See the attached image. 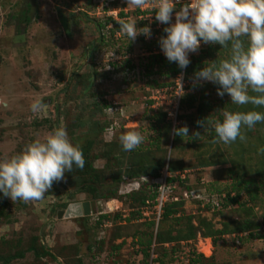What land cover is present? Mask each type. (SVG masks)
I'll return each instance as SVG.
<instances>
[{
  "label": "rangeland",
  "instance_id": "374dc122",
  "mask_svg": "<svg viewBox=\"0 0 264 264\" xmlns=\"http://www.w3.org/2000/svg\"><path fill=\"white\" fill-rule=\"evenodd\" d=\"M99 1L0 0V158L43 139L61 121L67 132L74 131L73 138L69 136L74 145L92 139L99 130L94 128L97 125L106 127L100 136L106 143L119 140L122 132L136 130L144 138L139 147L149 149L150 160L165 158L182 165L181 172L171 174L174 178L169 185L174 196L168 199L176 197L182 204L174 207L175 214L157 221L155 206L149 202L143 219L138 216V205L125 199L137 187L134 181L124 180L119 190L115 184L98 187L102 198L92 201L78 192L79 184L66 185V173L41 201L13 202L0 197V256L24 253L23 259L8 264H191L190 259H198V264H264V238L248 239V232H225L249 219L259 225L257 233L264 237V196L252 205L241 194L238 202L250 210L247 213L230 202L220 205L233 184L222 172L232 165L230 162H241L254 177L253 171L264 161V153L259 152L264 147V124L253 130L242 128L246 142L214 141L211 134L215 132H204L196 122L210 116L212 122L222 120V109L237 112L231 108L230 96L220 97L218 85L194 82V76L184 79L178 96L176 77L166 66L171 62L164 53L160 57L153 54L152 48L161 50L160 38L141 34L131 41L121 33L111 40L112 24L101 30L97 27L116 15L115 21L130 19L140 28L136 20L139 8L128 7L126 0H105L102 5ZM205 46L203 43L202 48ZM208 53L225 58L230 49L210 44ZM126 56L133 71L114 73L113 64L120 65ZM92 70L109 75L88 81ZM86 82L91 86L83 91ZM35 101L46 104L47 110L34 114L31 105ZM200 105L203 110L199 114ZM109 107L113 111H108ZM162 114L165 122L158 132L157 118ZM185 125L189 136L173 143L172 129ZM109 128L112 131L106 133ZM195 131L201 135L193 137ZM208 162L215 165L204 167ZM94 165L104 178L119 175L118 167L110 161L97 160ZM146 181L137 180L139 188L151 183ZM261 183L264 185V179ZM215 186L223 193L217 194ZM186 188L192 190L188 198L183 196ZM115 191L116 199L106 200ZM76 202H88L89 214L72 219L56 217L58 211ZM151 221L154 226L150 227ZM157 228L162 234L160 244L152 237ZM207 230L210 233L206 234ZM42 244L54 258H36L29 250L40 252ZM142 250L148 258L140 255ZM163 254L166 256L160 258Z\"/></svg>",
  "mask_w": 264,
  "mask_h": 264
},
{
  "label": "clouds",
  "instance_id": "9594fccd",
  "mask_svg": "<svg viewBox=\"0 0 264 264\" xmlns=\"http://www.w3.org/2000/svg\"><path fill=\"white\" fill-rule=\"evenodd\" d=\"M128 7L144 8L150 0H126ZM156 9L155 20L168 25L163 29L159 45L169 62H175L180 69L191 63L190 53H197L201 41L208 45L228 48L230 57L205 61V66L194 73V82L208 81L219 87L220 97L225 94L231 104L264 107V0H151ZM177 4H181L177 10ZM175 22L173 23V13ZM117 34H125L131 41L138 35L150 38L149 26L137 28L132 20L117 21ZM183 78L181 73L180 79ZM47 110V105L35 101L31 111L36 114ZM108 111H113L108 108ZM122 111V109H120ZM222 111V120L211 121V116L196 123L204 132L213 130L215 141L231 144L239 139L246 142L242 128L253 130L257 123H264V113ZM106 133L112 130L106 129ZM174 136H189V128L174 127ZM199 137V131L193 132ZM143 135L136 130L122 132L119 141L124 151H132L143 142ZM264 153V147L259 149ZM81 147L74 145L65 125L61 123L48 132L43 139L37 138L24 146L22 151L0 158V193L13 202L21 200L38 202L53 188L54 182L65 179V174L85 166ZM145 180V179H142ZM139 190V184L134 181ZM132 192V191H130ZM129 192V193H130ZM188 195V191H184ZM128 194V193H127ZM194 196V195H192ZM200 197V196H199ZM163 210V209H162ZM58 260L62 258L58 257Z\"/></svg>",
  "mask_w": 264,
  "mask_h": 264
},
{
  "label": "trees",
  "instance_id": "16d2710c",
  "mask_svg": "<svg viewBox=\"0 0 264 264\" xmlns=\"http://www.w3.org/2000/svg\"><path fill=\"white\" fill-rule=\"evenodd\" d=\"M137 13H139V12H137ZM119 15L122 18H124V16H125V15H123V13H120ZM107 24H112V29L110 30V35H111L110 38L112 40V37L117 35V31L119 30L120 26H119L117 21H115L111 17H108L103 25L101 23H99L97 25V27L99 30H101ZM165 27H167V26L165 25ZM164 35H166V33H164V31L160 32V37L164 36ZM209 47H210V44H209L208 48L206 45L204 48H202L200 51H198L195 55H193L191 57V60H190L191 63L189 64V66L186 69H184V79L185 80L194 76V73L196 71L201 70L205 66L204 62L206 60H208L209 56H210V61H215L217 59H228V57L230 56V54H229L227 57L222 58L217 53H208ZM127 49L130 50V48H127ZM229 49H230V47L226 48V51H229ZM117 52H119V51H117ZM157 56L160 57V55H157ZM167 64L168 65H166V66L169 67L168 69H169V72L172 75V77L176 76L177 74H179L182 71V69H180L178 67V64L175 62H171V63H167ZM130 70L133 71V65H132V63H130V60L128 58L123 59V63H120V65L118 63H117V65L113 64L112 71L114 73H119L122 71H130ZM90 73L91 74H89V76L86 75L88 78V81H89V78H91V77L97 78V77L101 76V77L107 78L109 75L108 72L102 73L100 75L94 70H92V72H90ZM86 84H87V87L84 84V87L82 89L83 91L88 90L89 87L91 86V82H86ZM95 104L98 105V107L100 106L99 102H96ZM236 106L237 105H233V106H231V108L235 111H240V112H247L250 110H255V111H259V112L264 113V107H254L251 104L243 105L240 107H236ZM100 109L102 111V108H100ZM202 110H203V105H200L197 108V112L200 114V112ZM164 122H165V115L162 114L159 118H157V125H158L157 131L158 132H159V127ZM94 124L97 125L99 123L94 122ZM263 124L264 123H257L256 125L262 126ZM76 126H75V128H76ZM94 128H99L97 134L93 135L92 139H88L84 144L79 145L83 151V154H84V158L86 161L85 166L83 169H79L74 165L73 170L67 174L68 180H67L66 185L73 187L76 184H79L78 192L80 194H85L86 196H89L91 198L90 200L94 201V200H97L99 198H102V196L99 195L98 187L100 188L103 185L108 187L110 184L111 185L115 184L117 187L116 190H119L120 185L123 183L124 180H127V179L132 180V181H135V180L137 181L140 179H145L147 181L151 180V183L148 186L142 185L139 188V190L132 191V192L126 194L125 199H129V202L132 201L138 205V208H139L138 216H141V208L146 206L147 203L149 204V202H152V204H153L155 199H156V196H157L156 188H157V186L155 184V181L157 182L160 179L161 171H163L165 169L171 175L172 173H175V172H181L182 171V165L180 163L173 164L170 161L166 162L165 158H163L161 161H157V162L152 161L149 158L150 157L148 154L149 149L147 150V148L144 149L143 147H141L143 149L138 147L132 151L126 152L122 149L120 141L117 140L116 138H114L112 140V142H110V143H106V142H103L101 140L100 136H101L104 128H106V127H104V126L99 127L97 125ZM73 132L74 131L68 130V134H69V136H71V138H73V136H74ZM211 136H212V139H214V141H215L216 134L212 133ZM180 140H181L180 136H174L173 135V140H172L173 143L174 142L178 143ZM100 147H102L101 152H103V153H102V155L99 156L98 149ZM156 148H159L158 144H156ZM97 160H102L105 163H108L110 161L113 164H115L119 169V171H118L119 175H116L115 177L113 176V177L108 178V179L104 178L105 174L103 175L102 171H100L101 169H97L94 165L95 161H97ZM225 162H226L225 159H223L222 163L225 164ZM230 163H232V165L229 168L224 169L222 172H223V174H226V176H230V178L233 181V184L231 185V188L228 190V192H226V196L222 199L223 202L221 203V201H220V205L222 207V205H226L227 203L230 202V204L237 205L239 209H243V211H245L247 213V211H250V210L249 209L244 210L245 205L240 204L238 202V198L241 196V194H245L248 197L249 202L252 205L254 203L256 204L258 201H261V197L264 196V185L261 183L262 180L264 179V161L261 160L258 167L255 168V170L253 171L254 177L248 175L249 171H247L244 164H242L241 162L234 163L233 161H231ZM213 165H215V163L208 162V163H205L204 167H211ZM173 178L174 177L167 179V183L168 184L172 183ZM107 180L109 181V183H106ZM176 180H178V177L176 178ZM215 187H216L215 191H217L216 192L217 194L223 193V191H224L223 189L217 188V186H215ZM184 190L188 191V192L192 191L189 188H186ZM115 193H116V191L112 195H108V197H106V200L116 199L117 195H115ZM231 194H233V196H230ZM171 196H174V194L169 195V198H171ZM219 196H221V195H219ZM0 197L1 198L4 197L3 193L0 195ZM172 199L170 202L168 201L166 204H164L163 210H162L163 212L161 215L162 219H167L169 216L175 214L176 211H175L174 207H177L180 204H182L181 199H180V201H172ZM62 207H66V204H63ZM210 208L215 209L216 207H213L212 205H210ZM103 218H106V216L101 217V219H103ZM149 225H150V227L154 226V221H151V223H149ZM235 228L236 229H234V231H232L230 233H228V229L225 230L226 235L234 233V232L236 234H242V233L248 232V236H247L248 239H263L264 238L260 233H257V230L259 229V225L257 223H255L254 221H250L249 219L240 222ZM208 233H210L209 230H207L206 234H208ZM152 237L155 238L156 242L161 240L162 234L158 231V228H157L155 236L152 235ZM160 243H161V241L158 242V244H160ZM149 244H150V241L147 243V245H149ZM29 250L31 252H34V256L36 258H42V257H46V256L54 258V255H52V253H50V251L43 244L41 245V251L40 252H38L37 250L34 251L33 248H31ZM145 250H142L140 255L143 258H148L147 251H145ZM23 256H24V253L21 251L19 253L14 254V255H7V256L4 255V257L0 256V261H2L3 264H8L11 260L23 259L24 258ZM165 256L166 255L163 254L160 256V258L165 257ZM198 257H199V255H198ZM200 257H201V255H200ZM157 260L160 261L161 259H157ZM190 263L191 264H198L199 260L198 259H190Z\"/></svg>",
  "mask_w": 264,
  "mask_h": 264
},
{
  "label": "built area",
  "instance_id": "2783aa9c",
  "mask_svg": "<svg viewBox=\"0 0 264 264\" xmlns=\"http://www.w3.org/2000/svg\"><path fill=\"white\" fill-rule=\"evenodd\" d=\"M114 0H108V2H113ZM105 2V0H100L99 3H101V5ZM181 7V4H177V10H179V8ZM155 11L156 9L152 6V2L150 0L149 4L147 6H145L144 8H139V13L138 15H136V20L138 22V24L140 25V28L145 27V26H149L151 29V36L150 38H155L156 40H158L160 38V32L163 31L165 25L160 24L158 21L155 20ZM111 14V12L109 13ZM116 15H113V19L115 18L116 20ZM126 20V19H124ZM128 20V19H127ZM126 20V21H127ZM173 23L175 22V12L173 13ZM168 26V25H166ZM155 42V41H154ZM202 45L203 42L201 41V47L198 51H200L202 49ZM155 48H152V50L154 51L153 54L155 55H159L160 53L163 54L162 50L156 51L154 50ZM196 53H190L189 54V59L191 60V57L193 55H195ZM124 58H129L128 56L124 57ZM181 73H183V78L180 79L181 77ZM176 80H177V89L179 90L178 92V96L182 93V87L184 84V69L177 74L176 76ZM172 178V175H170L165 169L163 171H161L160 173V179L156 182L155 184L157 186L156 190H157V196L156 199L154 201V203L151 205L155 206V209L157 211V221L159 220V218L162 215V209L164 204H166V202H168L169 199V194H171L173 187L170 186L167 183V179ZM183 196L185 198H188V195L186 194V192H184ZM172 201H178V198L174 197L172 199ZM214 204V203H213ZM150 204H146V206L141 208V216L143 219H145L146 211L148 210ZM216 205V204H215ZM156 216V215H155Z\"/></svg>",
  "mask_w": 264,
  "mask_h": 264
},
{
  "label": "water",
  "instance_id": "95a60500",
  "mask_svg": "<svg viewBox=\"0 0 264 264\" xmlns=\"http://www.w3.org/2000/svg\"><path fill=\"white\" fill-rule=\"evenodd\" d=\"M90 211L88 202H76L67 205L65 210H60L57 212L58 219H72L79 218L88 215Z\"/></svg>",
  "mask_w": 264,
  "mask_h": 264
}]
</instances>
